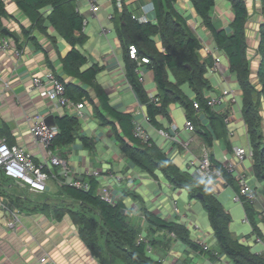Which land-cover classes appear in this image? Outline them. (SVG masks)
<instances>
[{
	"label": "trees",
	"instance_id": "obj_1",
	"mask_svg": "<svg viewBox=\"0 0 264 264\" xmlns=\"http://www.w3.org/2000/svg\"><path fill=\"white\" fill-rule=\"evenodd\" d=\"M11 1L29 18L33 27L45 31L43 24L47 21L71 45L70 50L60 58L61 70L67 79L55 74L64 82L65 93L70 99L81 102L82 105L85 100L91 104L94 118L100 126L110 128L125 159L153 179H158V171L173 189L184 188L189 198L200 201L207 214L219 256L227 258L232 264H264V253L252 251L247 243L239 241L232 234L229 229L232 218L210 188L194 174L181 169L152 139L142 141L135 137L131 112L121 111L110 105L107 93L95 81L101 67L85 66L87 58L78 49L87 36L82 31L83 16L77 11L75 1ZM175 1L150 0L154 20L139 21L133 18V13L127 9L123 0H119V5L117 0H113L115 34L122 49L124 77L152 127L161 128L159 117L169 120L168 108L176 103L184 109L186 119L194 125L204 143L211 146L214 137L224 140L227 137L224 114L206 103L204 91L211 90V85L204 74L205 66L210 64V60L201 61V39L176 9ZM190 1L205 29L209 31L212 41L226 56L229 70L236 78L240 89V115L251 149L252 176L258 182H264V19L260 21L257 29L255 51L258 64L252 70L246 35L249 13L245 0H228L232 12L229 31L218 28L212 22L214 0ZM262 2L264 4V0ZM43 8H47L45 13L41 11ZM5 13L4 0H0V16ZM130 46L134 47L136 58L129 56ZM142 57L147 59V62H141L142 67L152 72L157 91L155 98L148 96L136 72L137 61ZM184 83L194 92V97L188 96L181 89ZM93 99L97 100V104ZM194 100L198 102L199 110H203L209 119L210 129L199 122L197 110L193 107ZM51 121L57 128L50 145L52 149L56 145L69 144L76 138L80 140L83 148H93L94 141L91 137L77 134L79 120L76 116L64 113L53 116ZM228 145L227 142L226 146ZM210 159L220 170L227 185L236 192L238 186L233 175L227 173L223 164L211 154ZM86 180L88 189H78L67 184L62 187L70 198L67 214L78 226L79 237L92 254L101 258V255L108 253L111 259L118 260L121 264H163L162 261L154 260L145 250L147 244L150 247L155 244L153 234L160 231L171 236L174 241H180L191 250L206 254L210 260H214L215 257L210 251H203L198 242L190 238L185 224L174 219H165L158 212L145 207H142V217L146 242H137L142 227L139 222L131 221L121 211L123 198H118L115 203H108L97 195V177L88 175ZM242 207L252 231L256 237H261L258 228L259 211L244 198Z\"/></svg>",
	"mask_w": 264,
	"mask_h": 264
},
{
	"label": "crops",
	"instance_id": "obj_2",
	"mask_svg": "<svg viewBox=\"0 0 264 264\" xmlns=\"http://www.w3.org/2000/svg\"><path fill=\"white\" fill-rule=\"evenodd\" d=\"M74 1L85 18H87V16L93 18L92 27L88 31L86 28L83 31L87 36L86 41L78 46V49L79 47L83 49H79V51L87 58L85 66L97 65L101 67V70L95 76V81L107 93L109 103L112 107L125 112H133L138 107L139 101L124 77L122 49L115 34V6L113 0H105L103 6L106 7L108 11H110L111 7V13L107 15L102 14V16H99L98 13L100 9H98L96 13H92L88 7L84 8L85 10L82 11L81 1ZM245 2L249 13L246 22V35L249 43L248 54L251 58L252 70H255L258 64V55L255 51L258 39L257 29L260 21L264 19V17L260 15L258 6L253 0H245ZM123 3L134 15L146 17L147 20H154L150 0H123ZM228 3L229 6L224 7L226 5L224 0H214V6L211 11V19L214 25L218 28H223L225 31L230 30L229 23L232 18L230 2L228 1ZM174 5L185 17L188 25L196 34V25H201L200 29L205 31L208 36L205 42L214 46L215 43L212 41L209 31L205 29L200 17L197 16L191 1L176 0ZM4 7L6 13L0 16V32L10 39L19 53L17 54L11 49L5 52L0 51V138H5L8 144L18 145L33 154L35 158L39 159L46 154V151L43 147L36 144L30 135L27 117L37 115L43 119L48 117L51 119L56 115L68 114V110L54 104L46 97L40 95L36 90L29 91L28 86L31 83V77L33 75L43 74L47 70H51L67 79L61 70L60 58L70 50L71 45L68 44L47 21L43 24L45 31H40L38 28L33 27L29 18L23 14L11 0H4ZM46 9L47 8H43L41 11L44 12ZM109 15H111V18L108 17ZM94 19H97L100 25L99 32L95 30L96 26L93 25L95 24ZM101 27L103 31H101ZM3 28L6 29L8 33H4L2 31ZM111 30L112 32H110ZM93 33L95 35H93ZM110 33H112V35L109 37ZM96 39L100 41H96ZM95 42L96 44L94 45ZM199 54L200 59L204 60L205 57L201 48L199 49ZM223 56L225 57V66L229 70L228 60L225 55ZM207 59L209 60V58ZM141 72L143 85L148 96L155 98L157 91L152 80L151 70L142 67ZM204 76L206 78L208 77L207 71ZM208 80L213 91H215L211 83L212 79ZM151 83H153V86H148ZM185 85L188 87V85L184 83L181 85V89L188 96L194 97V92L191 91L189 87V93L184 90L183 87ZM147 86L148 88H146ZM238 92L240 93V89ZM90 94L93 93L90 91ZM213 94H215V92H213ZM93 100L95 104H97V100ZM177 105L179 104L175 103L169 106V120H166L162 116L159 117V122L162 125L161 128L152 127L142 116H139V120L146 122L147 125L146 127L144 126L145 128L142 126L143 129L147 132L149 138L160 147L164 149V143L169 141V146L165 148L164 151L177 165H179L174 156L177 157V152L182 150L183 144L171 139L172 134L178 131V127L172 115V110ZM131 106L136 107L130 111L128 107ZM179 107L185 117L184 109L180 105ZM81 110L83 112V118L79 120L77 134L89 136L94 141L93 148L87 149L89 153L88 157L95 156L96 152L104 153L107 150H111L110 146L105 143L104 140H107L113 145L112 149L115 156H110L108 158L110 166L101 173V175L104 179L115 181L112 186L109 185L114 203L118 198H123V207L121 211L126 214L131 221L139 222L143 228L142 207L148 210H150V208H148L144 199L136 192V189H140L144 186L139 176L133 171V167L136 166L132 165L122 155L111 134L110 128L98 124V121L92 114L91 104L87 100L83 102ZM216 111L222 112L223 114H230L231 103L227 101L225 105L218 106ZM197 118L201 125L210 129L209 119L203 110L200 109L197 111ZM92 119L95 120L92 126L98 130L96 132L92 130L91 134H88L85 131V129H88L86 125H88ZM232 121H235V117ZM239 121H241L247 145L248 140L244 124L241 118ZM173 125L176 126V131L172 130L171 127ZM234 126L235 124L231 122L229 126V130L233 132L231 136L227 134L225 140L214 137L212 145L208 147L213 158L222 164L232 157L233 147L238 146L234 144V141L239 139L237 126ZM158 129L168 131L171 134L170 137L166 138L159 135ZM181 130L182 134H185V136L187 135L186 141L189 143H187L188 145L185 149L191 153L193 157L191 161H194V164L199 158L201 146L205 145V143L195 129L194 131H188L183 127ZM227 142L229 143L228 146H226ZM114 146L118 149L119 153L115 151ZM83 149L85 148L81 146L78 138L69 144L54 146L53 151L67 160L68 173L64 174L60 171L59 167L53 166L52 176L46 180L45 191L36 194L28 192L27 188L18 181L4 175L0 168V264H39L37 256L41 252L46 253L58 264H121L118 260L111 259L108 253L101 255V258L92 254L85 242L80 239L78 226L67 214L66 208L68 207L70 198L64 192L62 185H68V182L73 177L86 179L90 171L94 169L90 165V158L88 159L87 156L83 157L80 155ZM72 153L78 154V167H75V165L69 162ZM242 166L246 173L247 170L244 163H242ZM248 170V173L252 175L251 167H248ZM188 172L197 176L194 165L193 171L190 172L188 169ZM158 173L157 171L156 174L159 177ZM154 180L156 181L157 179ZM258 202L263 208L264 194H258ZM155 212H158V214L162 216L160 211L157 210ZM260 217L262 218L261 215ZM14 218L17 219L14 227H8L6 222ZM139 220L143 222V224ZM260 230L262 231L261 228ZM232 234L238 239L245 240H247L250 235L256 237L252 229L249 233L241 236L234 234V232H232ZM153 235V238L156 240L155 244L150 247L151 253L149 254L154 260L162 261L163 264H173L174 261L177 264H184L187 262L188 258L182 256L185 252L183 247H181V251L179 249H172L173 245L178 241H174L173 238L171 236L169 237L165 232L157 231ZM262 238L264 239V235ZM187 248L188 252L202 258L200 253L191 250L189 247ZM204 259L208 262L210 261L206 257H204Z\"/></svg>",
	"mask_w": 264,
	"mask_h": 264
},
{
	"label": "built area",
	"instance_id": "obj_3",
	"mask_svg": "<svg viewBox=\"0 0 264 264\" xmlns=\"http://www.w3.org/2000/svg\"><path fill=\"white\" fill-rule=\"evenodd\" d=\"M86 1L89 4L91 12L96 13V11L99 9V5L96 3V0ZM253 1L257 4L260 15L264 17V4L262 0ZM117 4L119 5V0H117ZM76 9L81 14L78 7H76ZM132 16L139 21L147 20L146 17L136 16L134 14H132ZM108 17L111 18V15H109ZM86 25L87 21L83 16L82 31L85 30ZM101 31H103L102 27ZM200 39V48L204 53V57L205 59L209 58L210 60V64H206L205 66L208 76L207 78L210 79V76H212L211 79H213V77L217 78V83L213 86L215 89L219 90V92H216L215 94H212V87L211 90L204 91V97L206 99L207 105L216 110L218 106L225 105L227 101L236 103L234 93L230 89L222 86V83H227L219 67V63L221 62L220 55H222V51L215 44L214 46H211L210 43L205 42V39ZM10 49L17 54L19 53L18 49L15 48L10 39L5 37L0 32V51L5 52L9 51ZM129 56L135 58V49L133 46L129 47ZM202 60L203 59H201V61ZM141 62H147V59L142 57L141 60L137 61L136 72L138 74L139 80L143 82ZM28 90L38 91L40 95L46 97L54 104L66 108L68 110V114L76 116L78 120L83 118V112L81 110L83 107L82 103L74 102L66 95L64 82L60 80L53 71L47 70L43 74L33 75L31 77V83L28 86ZM228 95L230 97H227ZM193 106L197 111L199 110V104L197 101H193ZM131 114L133 116L134 136L141 139L142 141H146L147 139H149V135L143 129V127L141 126L142 124L139 121V116H142L143 119L147 120L142 110V106L139 104L138 107L133 112H131ZM233 119L234 113L231 106V113H226L223 117L226 128L228 129V136H231L233 134L232 130H229L230 123ZM27 121L28 130L34 142L43 147L46 151V154L37 159L33 154L24 150L18 145L8 144L5 138H0V168L2 169L4 175L14 179L15 181H18L21 185L27 188L28 192L36 194L46 189V180L52 176V174L50 173L52 172L53 166L59 167L62 173L67 174L68 164L67 160L64 159V157L54 152L50 147L52 140L57 132L56 126L47 124L43 118H40L37 115L28 116ZM183 127L188 131H193L195 129L194 125L189 120L185 121ZM171 128L172 130L176 131L175 125H173ZM157 131L159 135L166 138H169L171 135L168 131H164V129H158ZM171 139L176 142L178 141L175 134H172ZM187 143L188 142H185L184 145H186ZM246 158L251 162V149L249 143H247L246 148H244L243 146H234L232 150V157L223 163V167L225 168L227 173L233 175L238 186V190L232 197L233 201L242 204V198H244L246 201L253 204L254 201L258 199V193L253 187H250L246 184V173L242 166V163ZM196 172L199 176L200 181L206 184L214 195L219 194L221 188L224 185H227L220 170L211 161L210 151L208 150V147L206 148L204 147V145H202L199 158L197 159ZM89 175L98 177V175H100V172L94 169L90 171ZM68 183V185L78 189H88L89 187L87 180L84 178L73 177ZM96 192L100 199L108 203H114V198L112 196L109 185L99 183ZM172 208L174 214H177V207L175 202L173 203ZM261 216L264 217V210L261 213ZM244 220H247L246 216ZM16 221L17 219L14 218L7 221L6 225L10 228H13ZM195 227L197 228L196 225ZM139 241L146 242V239L144 238V235L142 233H139L137 236V242ZM195 241L198 242L203 250L210 249L208 247V244L203 240L197 239ZM256 242H259L263 245V250L258 251V253H264V241H262L260 238H257ZM145 250L148 254L151 253V248L148 244L146 245ZM217 254L218 253L214 251V255L218 257ZM37 260L39 264H58L44 252L38 254Z\"/></svg>",
	"mask_w": 264,
	"mask_h": 264
},
{
	"label": "rangeland",
	"instance_id": "obj_4",
	"mask_svg": "<svg viewBox=\"0 0 264 264\" xmlns=\"http://www.w3.org/2000/svg\"><path fill=\"white\" fill-rule=\"evenodd\" d=\"M81 1V10L84 11L86 7L89 8V4L86 0H80ZM218 1H223V0H218ZM226 5L224 7H228L229 3L227 0H224ZM105 0H96V3L99 5V9L100 11H98L99 16H102V14L107 15L109 13H111V7H110V11L106 10V7L103 6ZM92 19L91 17L86 18L87 21V25H86V29L87 31L92 27ZM94 22L96 27L95 30L97 32H99L100 30V25L97 21V19H94ZM201 25L197 24L196 28H197V34L199 37H201L202 39H207L208 36L205 33V31L200 29ZM112 32V30L110 31ZM93 35H95L93 33ZM112 35V33L109 34V37ZM96 41H100L99 39H96ZM87 44V43H86ZM96 44V42L94 43V45ZM212 45V44H211ZM80 50L81 47H79ZM224 54L222 53V55H220V63H219V67L223 73V76L226 79L227 83H222V86L230 89L233 93H234V98L236 103H231L232 106V110L234 113V117H235V121H232V124H235L234 127L237 128V134L239 139L234 141L235 145L238 146H243L244 148H246V137L243 133V129L241 126V121L240 120V111H239V107H240V93L238 92L239 87L237 84V81L235 79V76L232 72H230L227 67L225 66V57L223 56ZM212 78V76H210V79ZM212 85H215L217 83V78L213 77V79L211 80ZM219 84V83H218ZM148 86H153V83L149 84ZM148 86L146 88H148ZM184 90L189 93V89L188 87L185 85ZM213 92H219L218 89H216ZM191 97V96H190ZM227 97H230L229 95ZM136 106L134 107H128V110H133ZM143 110V109H142ZM172 115L173 118L175 120L176 126L178 127V131L175 133L176 139L178 140V142H181L182 146V150L180 152H177V157L174 156L176 162L181 166H179L181 169H184L186 171L192 172L193 171V165L195 167V171H196V163L197 161L193 164V162L191 161L192 155L191 153L185 149V147L188 145H184L186 141V137L185 134L181 133V129L183 128V125L186 121L184 115L182 114L179 105L175 106V108L172 110ZM93 121H95L94 119L91 120V122L86 125L88 129H85V131L88 134H91L92 130H94L95 132L98 130L95 127L92 126ZM141 122V126H145L146 127V122L143 120H139ZM85 126V125H84ZM144 127V128H145ZM85 128V127H84ZM105 143H107L110 146L111 150H107L104 153H99L96 152L95 156H89V153L87 151V149H83L80 152V155H82L83 157H86L89 159L90 158V165L97 171L100 172V175H98V180L99 183L102 184H107V185H113L115 183V181L111 180V179H104L101 175V173H103L109 166H110V162L108 161V158L114 157L115 153L113 152V145L111 143H109L107 140H104ZM189 143V142H188ZM169 146V141L167 143H164V149L167 148ZM100 147V146H98ZM115 147V146H114ZM202 147V146H201ZM204 147H210L208 145H204ZM209 150V149H208ZM115 151H117V153H119L118 149L115 147ZM78 154L77 153H72L71 157L69 159V162H71L73 165H75V167H78ZM193 160V159H192ZM244 165L246 168V184L250 187H253L256 192L258 194H264V182H258L252 175H250L248 167H250V160L249 159H245L244 160ZM93 169V170H94ZM133 171L136 172L137 176H139V178L141 179V182L144 184V186L140 189H136V192L144 199L145 204L148 206V208H150V210H155V211H160V213H162V217H164L165 219H174L180 223H184L186 225V227L189 229V235L190 238L192 240H203L204 242H206L208 244V247L210 248L209 250H203L201 247V249L203 251H210L213 255H214V251H216V242L215 239L212 235V231L211 228L209 226L208 223V219H207V214L205 212V210L203 209L201 203L199 200L195 199V198H189L188 194H187V190L184 188H176L173 189L171 186L168 185V183L164 180V178L161 176L160 173H158L159 177L158 179L155 181L154 179H152V177L150 178L149 175L142 171L141 169H139L138 167H133ZM197 173V172H196ZM249 174V175H248ZM197 177L199 178L198 174ZM235 191L232 189V187L228 186V185H224L219 194H216L215 196L218 198V200L221 202V204L223 205V207L229 212L231 218H232V222L230 223L229 229L230 231L234 232V234L241 236L244 235L246 233L250 232V226H249V222L248 220H244L245 215L243 212V207L242 204H240L239 202H235L233 201L232 197L234 196ZM150 200V201H149ZM153 200V202H152ZM175 202L176 207H177V214H174L172 205ZM258 199L254 201L253 206L259 210V213L261 215V213L264 210V207L262 208V205L258 202ZM260 218V217H259ZM262 218H264L262 216ZM247 219V217H246ZM261 219V218H260ZM244 220V221H243ZM137 221V220H136ZM140 221V220H139ZM141 222V221H140ZM143 224V222H141ZM259 226L262 229V231L260 230L259 226V231L261 233V235H264V221L263 219L259 220ZM195 225L197 226V228L195 227ZM145 226V225H144ZM142 227V226H141ZM145 228L143 227L141 229V231L139 233H142L143 235H145ZM263 232V234H262ZM259 236L255 237L254 235H250L249 238L247 240L245 239H240V241L247 243L252 251L258 252V251H262L263 250V245L259 242H256L257 238H260L262 241H264V239ZM246 241V242H245ZM177 242V241H176ZM200 246V245H199ZM181 247H183V249L185 250L184 254H182L183 257H187V262L190 264H232L227 258L223 257V256H219L218 257L216 255H214V260H210V258H208V256L206 254H201L202 258L196 256L195 254H192L191 252H188V248L185 244H183L182 242L178 241L175 245H173L172 249L173 250H177L179 249L181 251ZM187 250V251H186ZM217 252V251H216ZM204 257L208 258L210 261H206L204 259ZM173 264H177L175 261L173 262Z\"/></svg>",
	"mask_w": 264,
	"mask_h": 264
},
{
	"label": "water",
	"instance_id": "obj_5",
	"mask_svg": "<svg viewBox=\"0 0 264 264\" xmlns=\"http://www.w3.org/2000/svg\"><path fill=\"white\" fill-rule=\"evenodd\" d=\"M2 31L4 32V33H8V31L6 30V29H2ZM50 117H48V118H46V119H44V121L47 123V124H49V125H54V123L51 121V119H49Z\"/></svg>",
	"mask_w": 264,
	"mask_h": 264
},
{
	"label": "bare ground",
	"instance_id": "obj_6",
	"mask_svg": "<svg viewBox=\"0 0 264 264\" xmlns=\"http://www.w3.org/2000/svg\"><path fill=\"white\" fill-rule=\"evenodd\" d=\"M133 58V57H132ZM135 58H136V52H135ZM139 61V60H138ZM208 79V78H207ZM216 90V89H215ZM194 107V106H193ZM194 131V130H193Z\"/></svg>",
	"mask_w": 264,
	"mask_h": 264
}]
</instances>
